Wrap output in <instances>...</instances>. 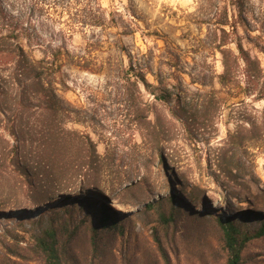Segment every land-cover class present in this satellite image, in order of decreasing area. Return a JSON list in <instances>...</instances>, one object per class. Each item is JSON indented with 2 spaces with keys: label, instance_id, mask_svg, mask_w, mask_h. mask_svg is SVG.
<instances>
[{
  "label": "rangeland",
  "instance_id": "1",
  "mask_svg": "<svg viewBox=\"0 0 264 264\" xmlns=\"http://www.w3.org/2000/svg\"><path fill=\"white\" fill-rule=\"evenodd\" d=\"M2 2L11 27L0 32L11 34L15 12L40 44L64 47L62 56H44L50 50L40 47L29 55L54 63L53 90L69 111L66 127L92 139L102 158L99 178L113 189H85V170L58 181L73 193H36L33 178L28 183L36 169L33 123L14 121L6 107L14 110V101L1 94L0 264H46L38 239L51 227L68 264H226L227 224L240 240L251 238L242 264H264V235L256 236L264 225V100L246 86L242 61L240 86L221 84L223 56L216 49L224 40L218 23L228 16L230 48L239 55L241 44L264 71V0H101L115 27L94 30L90 41L76 33L66 42L61 24L30 11L28 2ZM17 61L14 39L1 41V79L14 76ZM129 79L138 80L141 99ZM13 83H1L9 98ZM23 90L16 86L17 94ZM27 91L39 96L30 98L32 112H42L35 105L43 91ZM160 91L167 102L155 99ZM15 126L20 136L25 131V150L12 135ZM75 145L59 146L65 160Z\"/></svg>",
  "mask_w": 264,
  "mask_h": 264
},
{
  "label": "trees",
  "instance_id": "2",
  "mask_svg": "<svg viewBox=\"0 0 264 264\" xmlns=\"http://www.w3.org/2000/svg\"><path fill=\"white\" fill-rule=\"evenodd\" d=\"M24 2L29 3L28 7L30 11H38L46 15L49 20L59 22L62 26L59 30V35L65 42L76 33L83 34L84 39L90 41L88 39L89 34L94 30H106L115 27L114 19L109 20L107 18L101 0H24ZM10 22L8 10L2 0H0V27H4V25L5 28L11 27L9 25ZM218 25L221 27V33L224 35V40L220 41L216 48L223 56L222 64L224 72L218 76L221 84L236 83V85L240 86V74L238 76V73L246 68L244 70L245 73H242L246 86L256 87L260 93L259 99L264 100V71L260 68L258 61L252 60L249 53L241 44H236L239 55L230 48L231 44L226 39L229 36L226 27L230 25L228 16L225 20L219 22ZM233 28L235 30L236 24ZM31 30L32 27L23 19V16H17L14 12V30H11V34H7L5 31L0 32V42L10 38L14 39V56H17L18 59L14 76L6 80L0 78V95L2 94L4 96V101H14V110L13 107L6 106L9 111L14 113V121L17 120L21 124H24L26 119L32 121L33 131L29 135L31 137V146L35 143L37 144L34 150L31 148L33 152L32 158L36 161V169L34 175H29L28 183L30 184L33 178V189L36 193L58 191L57 193L60 194L73 192V186H62L58 181L64 179L67 175L80 173L83 175L86 170L88 177L87 185L90 186L85 187V189L94 186H104L112 190L113 184L99 178L102 158L97 152L95 143L89 136L81 135L76 130H70L66 127L65 119L68 117L69 111L53 90L56 81V68L54 63H50L45 59L36 60L29 55V50L33 52L36 47H40L45 51L50 50V52H43L44 56H62L65 50L64 47L56 46L54 48L51 42L45 44V47L40 44L44 42L43 40L38 42L34 39ZM92 36V38H95L96 34ZM97 41L99 42L100 39L98 38ZM241 61L245 64L244 69L241 67ZM2 81L9 84H12V81H14V98H9V92L1 85ZM128 81L136 88L139 99H141L142 95L138 80L132 82L129 79ZM140 82L143 83L146 89L149 90L152 88L151 93L155 95L156 89L147 82L145 76L141 75ZM16 86L18 88L23 87L26 91L23 90L21 94H17ZM36 86L44 93L41 103L37 106L35 105L37 110H42L39 113L32 112L34 105L30 99L33 97L39 100V96L35 92L27 93V90L33 87L35 88ZM162 93L160 91V96H155V99L167 102L166 94ZM0 100L2 99L0 98ZM135 100H138V97L135 96ZM1 102L0 113H3L5 108ZM145 106L148 107V104L145 103ZM175 112L179 113V110H175ZM180 112H185V110L182 109ZM262 116L264 120V113ZM254 125L257 126V123ZM17 129L18 126H15V132L12 135L24 145L27 141L25 131L21 128L20 132L23 133V136H20L21 133L19 134ZM237 138L241 139V145L245 144L243 137H231L232 141L237 140ZM66 142L76 143L77 145L75 146L79 147L75 155L69 160H65L66 154H62L59 147L62 143ZM25 149L26 147L24 145ZM16 152L17 149L14 147V155ZM26 157L24 155V161ZM24 163L21 162V165L28 173L30 167ZM67 188L72 190L69 191ZM109 220V214L104 211L101 213L99 225L105 229L108 227ZM224 233L227 250L226 264H242L243 247L251 238L240 240L237 230L231 224L224 225ZM263 235L264 225L256 236ZM57 242L56 232L52 227L42 232V235L38 239L41 250L45 255L46 264H68L65 258V252H61V248L58 247Z\"/></svg>",
  "mask_w": 264,
  "mask_h": 264
},
{
  "label": "bare ground",
  "instance_id": "3",
  "mask_svg": "<svg viewBox=\"0 0 264 264\" xmlns=\"http://www.w3.org/2000/svg\"><path fill=\"white\" fill-rule=\"evenodd\" d=\"M60 194H63V193H60ZM116 206L119 208L120 211L128 212V210L126 209V207L124 205L117 203Z\"/></svg>",
  "mask_w": 264,
  "mask_h": 264
}]
</instances>
